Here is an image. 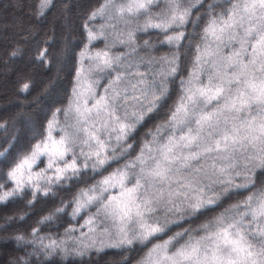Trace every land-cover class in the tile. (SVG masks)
Masks as SVG:
<instances>
[{
  "label": "snow or ice",
  "instance_id": "obj_1",
  "mask_svg": "<svg viewBox=\"0 0 264 264\" xmlns=\"http://www.w3.org/2000/svg\"><path fill=\"white\" fill-rule=\"evenodd\" d=\"M49 32L31 59L51 67ZM79 32L68 87L28 100L22 79L0 118L8 264H264V0H99Z\"/></svg>",
  "mask_w": 264,
  "mask_h": 264
},
{
  "label": "trees",
  "instance_id": "obj_2",
  "mask_svg": "<svg viewBox=\"0 0 264 264\" xmlns=\"http://www.w3.org/2000/svg\"><path fill=\"white\" fill-rule=\"evenodd\" d=\"M39 2L40 0H0V81L4 80L6 86L3 92H0V118L23 111L16 107L17 102L24 100L27 95L19 93V85L22 79L30 80L34 84L31 94L27 95L28 100L40 97L48 82L56 80L57 76L60 78L61 90L68 87V68L71 67L72 52L74 49L78 50L77 45L80 41V16L88 8L96 5L99 0H71L72 9L67 19L59 13L55 16L49 14L46 18L34 16V10ZM58 3H63V0H58ZM37 24H39L38 30L35 28ZM53 24L56 26V37L55 43L51 44L50 51L56 59L53 60L51 67L41 66L31 59V55L37 43L46 38L45 33L51 35L49 28ZM29 29L36 31V35L28 37L25 41L23 36L25 31ZM16 43L25 48L26 54L9 59L7 54ZM66 60L68 65L65 67ZM62 68L63 71H61ZM50 103L51 101L47 99L41 100L30 111L32 114L38 113V118L42 119ZM62 195L64 194L62 193ZM42 206V204H38L37 210ZM19 207L22 205H9L8 209L0 207V227L5 225L3 217L10 215L12 210ZM28 223H32V221L29 220ZM26 227L27 224L22 222L15 225V228L20 230ZM45 231L62 232L63 229L51 227ZM11 234H13V229H9L7 233L0 231V251L3 256V264H8V261L17 255L15 242L4 239L5 235ZM112 258L111 255H107L93 256L92 259L98 261V264H109ZM72 259L70 258L66 264H72ZM75 259L78 260V258Z\"/></svg>",
  "mask_w": 264,
  "mask_h": 264
},
{
  "label": "rangeland",
  "instance_id": "obj_3",
  "mask_svg": "<svg viewBox=\"0 0 264 264\" xmlns=\"http://www.w3.org/2000/svg\"><path fill=\"white\" fill-rule=\"evenodd\" d=\"M10 4H12V3H10ZM4 83H5V81L4 80H2V81H0V92H3V89L6 87L5 85H4ZM2 254H1V251H0V264H3V259H2Z\"/></svg>",
  "mask_w": 264,
  "mask_h": 264
}]
</instances>
